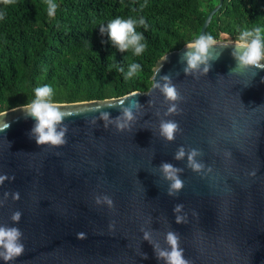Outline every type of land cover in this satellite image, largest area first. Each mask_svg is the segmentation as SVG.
<instances>
[{
    "label": "water",
    "instance_id": "obj_1",
    "mask_svg": "<svg viewBox=\"0 0 264 264\" xmlns=\"http://www.w3.org/2000/svg\"><path fill=\"white\" fill-rule=\"evenodd\" d=\"M223 3L210 11L200 35ZM185 44L157 61L149 90L133 91L142 107L131 131L106 127L88 109L132 92L56 102L74 113L64 121L68 143L60 147L30 137L35 121L25 119L24 105L0 112V175L8 177L0 185V225L20 228L25 245L23 255L0 258V264H164L153 245L167 249L169 231L180 234L190 264H264V70L236 67L231 48L216 49L220 58L196 79L179 62ZM164 75L184 97L179 115L168 112L154 88ZM102 110L110 119L120 115L117 108ZM169 119L182 129L174 142L159 135L160 121ZM180 147L202 151L199 173L186 158L174 159ZM165 161L183 169L184 188L176 197L168 195L169 182L159 172ZM103 194L112 197L115 211L95 203ZM176 204L183 208L174 214ZM15 211L22 213L18 223L11 220ZM176 215L186 222L177 223Z\"/></svg>",
    "mask_w": 264,
    "mask_h": 264
},
{
    "label": "trees",
    "instance_id": "obj_2",
    "mask_svg": "<svg viewBox=\"0 0 264 264\" xmlns=\"http://www.w3.org/2000/svg\"><path fill=\"white\" fill-rule=\"evenodd\" d=\"M50 18L46 0H16L0 11V112L25 105L34 89L51 85L54 102L119 97L150 89L157 61L197 38L220 0H54ZM141 5L145 7L141 8ZM143 17L148 47L141 56L121 53L107 33L100 32L115 17ZM264 26V0H224L206 34L217 40H237L239 32ZM115 53L114 59L112 54ZM141 70L131 80L110 64Z\"/></svg>",
    "mask_w": 264,
    "mask_h": 264
},
{
    "label": "clouds",
    "instance_id": "obj_3",
    "mask_svg": "<svg viewBox=\"0 0 264 264\" xmlns=\"http://www.w3.org/2000/svg\"><path fill=\"white\" fill-rule=\"evenodd\" d=\"M16 0H0V4L7 8L14 5ZM145 5H141V8ZM58 5L54 0H46V11L50 18L55 17ZM5 13L0 11V20L4 19ZM143 26L147 28L145 19L141 16L134 17H115L108 21L105 25L100 26V32L107 33L112 44L121 52L131 50L135 56H141L147 49L148 44L143 32H138L137 27ZM231 48V55L236 62V67L242 69L264 70V26L256 25L251 29H245L239 32L235 42L220 43L211 34H202L191 42L185 44V50L179 56V62L184 64L183 71L186 75H192L196 79L206 76L213 62L217 61L221 52L216 49ZM115 53L112 54L114 59ZM117 68L119 72L125 73V80H131L137 76L141 70L139 63H129L125 72L123 67L116 64L109 65V71ZM162 64L156 69V76L160 73ZM163 81V83H161ZM154 88L159 89L164 97L165 102L169 105L168 112L179 115L182 109L179 107L184 97L178 90L177 86L172 82L170 75L161 76L156 80ZM140 93L132 92L123 99L110 101L99 104L96 108L88 109V111L98 112L99 117L107 123H115L116 130L123 132L131 131L134 122L137 119L136 113L142 107L136 98ZM54 89L51 85H42L34 89V98L22 107L25 119L31 118L35 121L29 135L34 138L38 145H48L49 147H60L68 143L67 133L68 125L64 121L73 116L74 113L63 109L59 104L54 102ZM103 106L108 108H117L120 115L114 119H110L109 111L102 110ZM95 123V117L92 120ZM9 124L3 122V128L7 129ZM182 131L179 123L175 120H161L159 125V135L167 142H174L177 135ZM59 154V153H57ZM203 155L202 151L197 148H190L187 153L183 147L177 149L174 159L183 160L186 158L187 167L199 173L203 168L201 162L196 157ZM183 169L178 168L171 163L161 162L159 172L162 179L169 182L168 195L176 197L184 188V180L181 179L180 173ZM8 179L6 175H0V185ZM15 199H19V193L14 194ZM97 205H107V207L115 211V203L111 196L107 194L96 195L94 197ZM183 208V204H176L173 212L179 213ZM196 215L195 211L193 212ZM22 213L15 211L11 220L18 223L21 220ZM186 222L184 217L176 215V222ZM109 229H115V221L109 224ZM78 238L82 237V233H78ZM24 234L20 228L16 226L0 225V258L5 262L14 261L25 252V245L22 242ZM144 239L148 240V234L144 233ZM180 234L175 231H169L166 234L167 249H157L153 245L154 254L158 260H163L164 264H190L189 259L184 256V249L180 247ZM151 242V241H149ZM147 258V254H143Z\"/></svg>",
    "mask_w": 264,
    "mask_h": 264
}]
</instances>
